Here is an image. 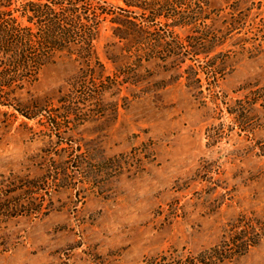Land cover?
Segmentation results:
<instances>
[{
	"label": "rangeland",
	"instance_id": "1",
	"mask_svg": "<svg viewBox=\"0 0 264 264\" xmlns=\"http://www.w3.org/2000/svg\"><path fill=\"white\" fill-rule=\"evenodd\" d=\"M89 2L105 13L89 65L57 52L0 103V264H175L264 232V0L257 47L207 57L186 28L154 42L111 13L140 9ZM256 239L214 264H264Z\"/></svg>",
	"mask_w": 264,
	"mask_h": 264
},
{
	"label": "trees",
	"instance_id": "2",
	"mask_svg": "<svg viewBox=\"0 0 264 264\" xmlns=\"http://www.w3.org/2000/svg\"><path fill=\"white\" fill-rule=\"evenodd\" d=\"M122 1L141 11L115 6L119 10L111 12L118 17L115 21L143 26L147 29L148 39L154 42L166 35L177 36L175 28H186L192 46L205 57L226 39L237 36L241 40V51L257 47V44L246 46L250 43L254 25L247 20L254 0ZM258 2L257 8H261L262 1ZM180 7H183L182 14ZM223 9H227L228 20L220 21L218 16ZM101 14L105 13L89 0H0V103L9 104L14 100V91L35 81L41 67L52 61L57 52L74 50L89 65L94 55L93 42L105 19ZM260 25L263 29L264 24ZM153 58L151 55L139 56L138 62ZM159 58L166 59L164 56ZM203 67L214 68L215 61L207 59ZM246 231L225 237L197 256H187L183 261L177 259L175 264H214L231 260L228 250L242 255L258 244V235H264V232L252 235Z\"/></svg>",
	"mask_w": 264,
	"mask_h": 264
}]
</instances>
